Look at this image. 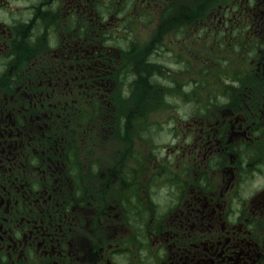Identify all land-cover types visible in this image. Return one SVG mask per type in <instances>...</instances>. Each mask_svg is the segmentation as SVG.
<instances>
[{"label": "flooded vegetation", "instance_id": "flooded-vegetation-1", "mask_svg": "<svg viewBox=\"0 0 264 264\" xmlns=\"http://www.w3.org/2000/svg\"><path fill=\"white\" fill-rule=\"evenodd\" d=\"M121 1L0 0V264H264V0L167 5L155 47L188 35L208 67L235 68L219 83H238L173 125L167 157L148 138L131 147L146 113L116 133L117 80L128 79L125 100L133 78L156 81L138 74L148 50L117 43ZM87 18L100 31L85 34ZM116 138L122 157L108 148Z\"/></svg>", "mask_w": 264, "mask_h": 264}, {"label": "rangeland", "instance_id": "rangeland-1", "mask_svg": "<svg viewBox=\"0 0 264 264\" xmlns=\"http://www.w3.org/2000/svg\"><path fill=\"white\" fill-rule=\"evenodd\" d=\"M134 1L137 4L127 10H123L125 7L124 4L127 2L126 0L117 4L118 17L113 18L115 19L114 26L117 28L115 38L117 43L123 46L126 45V43H135L140 49L148 50L147 56L151 61L149 64L142 63V65L139 66L138 74L143 75L148 72L151 74L150 77L153 76V80L156 81L153 82L155 85L150 87L148 86L149 83H144V85H142L140 82L135 81L136 78H133L129 84L130 86L132 85V93L127 100H125V93L128 92L126 89V85L128 86V79H126V75L121 76V79L117 80L116 91L113 93V102L111 101L112 94L110 93V107L118 109L121 112V116L116 115L118 120L116 133L118 134L124 132L125 135V128L121 125L122 118L131 116L133 122L135 116L142 115L143 118L144 113H146L147 124L144 122L146 126L144 129L146 131L140 129L142 127L140 122L137 123V127L134 126V129L131 131V147L134 151H138L145 145L141 139L148 138L152 143L156 142V144L149 145V152L151 153V151L155 149L159 151L160 155L163 154L167 157V150L173 139V125L183 123L182 119H186L187 115L191 113V109L200 108L201 110H206L215 108V103H211L218 100H205V93L227 90L228 86L232 87L229 89L235 91L238 83L229 82V84L226 82H218L219 76L227 71V69L228 74L232 75L235 68L233 66H227L212 67L213 69H211L208 67L204 50L200 52L198 51L200 50L199 47L195 49L191 46L188 35H181L180 39H178L177 33L174 30L171 31V34H165L163 36L164 41L170 42L171 45L160 51L158 47H155V44L158 39L162 40L160 36L163 31L161 28L164 26V23H162L163 14L167 13V5L173 7L174 3L177 4L178 0ZM180 1L182 9L185 6L184 3L189 0ZM201 1L203 0H198V3H201ZM213 1L214 0H212L213 5H216L217 3ZM100 8L104 10L106 6L102 7L100 5ZM66 19L67 17L64 18V20ZM107 26L106 23V25L102 27ZM98 31L100 30L93 24V21L87 18L85 20L83 32L87 34ZM157 36L159 38H157ZM134 57L135 55L132 56V58ZM230 63L231 61L229 64ZM155 64H159V66H155ZM162 67L164 70H162ZM245 70H247V68H245ZM240 86L241 84H239L238 91H241ZM246 86L247 83L244 88ZM129 108L132 109V114ZM87 116L89 118L85 119L83 117V120L92 122L94 112H88ZM81 119L82 116H80L76 124H79ZM80 138H82V136ZM127 145V139L116 138L109 141L108 148L113 156L122 157L128 150ZM82 146V156L87 162L85 174L87 173L89 176L90 174L92 175L90 171L94 159L93 131L88 132V135L84 139V145ZM154 146L157 147L155 148ZM177 158L179 157L177 156ZM172 159H174L173 153L169 155L168 160ZM148 160L149 165L154 164L151 158ZM84 180L90 182L91 187L93 186L92 180L90 181L86 175ZM169 185V181H166L164 187H168Z\"/></svg>", "mask_w": 264, "mask_h": 264}]
</instances>
